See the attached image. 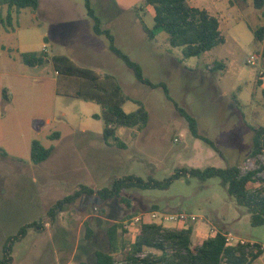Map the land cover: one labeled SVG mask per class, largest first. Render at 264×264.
<instances>
[{"label": "rangeland", "instance_id": "rangeland-1", "mask_svg": "<svg viewBox=\"0 0 264 264\" xmlns=\"http://www.w3.org/2000/svg\"><path fill=\"white\" fill-rule=\"evenodd\" d=\"M143 1L91 3L117 48L141 66L145 78L164 83L172 100L162 87L140 83L110 51L107 37L94 32L86 0H39L36 12L24 9L13 14L10 24L7 9L0 7V259L9 238L22 227L42 221L45 227L40 232L32 229L14 245L13 264L94 262L95 251L106 247L110 226L123 225L127 216L137 217L154 207L160 213L192 214L196 227L206 224L264 246V227L251 225L246 209L229 197L219 178L205 182L181 178L166 190H126L122 196L130 205L82 196L55 224L47 218L56 202L81 186L98 191L127 176L165 181L183 168L239 166L246 173L264 164V153L250 156L253 134L247 126H264L263 44L255 41L253 33L264 24L263 11L255 8L254 0H188L219 19L225 43L200 57L184 59L181 48L169 46L166 34L148 40L136 13ZM153 15L151 8L141 11L149 27ZM44 51L48 55L44 65L24 64V54ZM56 55L101 76H113L122 95L132 99L126 101L125 112H135V101H140L149 113L147 127L120 128L124 147L106 144L104 121L94 117L101 115V106L56 94L57 73L50 62ZM218 63L224 68H218ZM233 93L243 104L240 110ZM178 107L197 120L199 133L213 141L219 152L192 135ZM35 141L54 148L50 158L38 165L31 159ZM259 178L264 179V172ZM88 228L95 232L92 240L87 239ZM125 238L133 240L128 233ZM116 259L120 261L122 253ZM262 263L258 259L254 264Z\"/></svg>", "mask_w": 264, "mask_h": 264}, {"label": "trees", "instance_id": "trees-1", "mask_svg": "<svg viewBox=\"0 0 264 264\" xmlns=\"http://www.w3.org/2000/svg\"><path fill=\"white\" fill-rule=\"evenodd\" d=\"M39 0H0V7L7 9V24L12 22L13 14H20L24 9L36 12L39 8ZM257 10L263 11L264 0H254ZM85 7L88 15L94 21V32L104 35L109 40L110 51L122 60L134 73L136 79L152 89L162 87L169 100H172L167 86L164 83L154 84L143 75L141 66L132 61L115 44V38L110 30L101 27V20L92 8L91 0H86ZM143 8H151L154 12L153 25L149 27L141 16ZM137 17L142 30L149 41H155L157 36L166 34L167 43L171 48H181L184 59L200 57L225 43V37L220 29L218 18L210 15L205 9L190 6L187 0H144L141 7L136 9ZM2 22H4L2 20ZM255 41L263 44L262 59L264 60V24L253 31ZM47 52L28 53L22 56L25 65L30 67L42 66L48 62ZM56 73V94L69 98L82 99L87 102H95L102 108V113L95 118H102L105 124L103 139L106 144L116 143L118 147H124L118 136L120 128L143 130L149 123V113L140 101L138 109L132 113H126L124 105L130 97L122 95L121 86L111 75L101 76L89 68H84L64 55L53 56L50 60ZM218 68H224L223 63L217 64ZM240 89L238 90V92ZM264 97V89L262 91ZM236 107L240 110L242 102L236 93L232 95ZM178 112L188 123L192 135L208 143L219 152L215 143L199 133L197 120L186 110L178 107ZM252 131V149L250 156L257 158L264 153V126L247 124ZM55 138L60 135L55 133ZM54 148H46L38 141L33 142L31 159L36 165L48 160ZM264 172V164L258 169L242 173L239 166L220 169L208 167L205 169L177 170L165 181L154 179L144 180L136 176H127L115 180L111 187L104 190H94L87 186H81L72 195L56 202L47 212L50 224H55L58 216L69 206L74 205L82 196L97 197L104 201L120 200L130 205L128 199L122 196L126 190H166L171 184L181 178H196L201 182L219 178L230 198L234 199L237 206L246 209L250 215L253 227H264V179L259 175ZM259 184L255 188L251 185ZM157 211V207H154ZM131 215L126 219H131ZM195 223H190L187 229L165 228L157 224H142L139 232L132 242L125 238L127 232L120 223L110 226L105 234L106 247L95 251L94 262L80 264H254L262 255L261 245L250 243L228 246L226 234L218 231L215 236L209 237L202 244L195 243ZM45 227L42 221L34 222L22 227L18 234L9 238L3 248V256L0 264H13V248L17 242L24 239L30 230L40 232ZM95 232L87 229V239L92 240ZM122 253V259L118 261L116 255Z\"/></svg>", "mask_w": 264, "mask_h": 264}, {"label": "built area", "instance_id": "built-area-1", "mask_svg": "<svg viewBox=\"0 0 264 264\" xmlns=\"http://www.w3.org/2000/svg\"><path fill=\"white\" fill-rule=\"evenodd\" d=\"M249 64L255 65V62L249 61ZM197 221V218L192 214L180 212L176 214L172 213H160L158 211H151L144 214H141L137 217H133L128 219L123 224V229L133 236L132 242L135 241V238L139 232L140 226L142 224H157L163 226L165 228H177L182 227L187 229L190 223H194ZM217 232L213 233L212 236H215ZM227 245L235 246L237 244H246L245 241L239 240V238H235L231 233L226 234ZM251 245H255V243H250ZM261 250L264 253V249L261 246Z\"/></svg>", "mask_w": 264, "mask_h": 264}, {"label": "crops", "instance_id": "crops-1", "mask_svg": "<svg viewBox=\"0 0 264 264\" xmlns=\"http://www.w3.org/2000/svg\"><path fill=\"white\" fill-rule=\"evenodd\" d=\"M188 1V0H187ZM193 1H198V0H193ZM199 1H202V0H199ZM188 3H189V5L190 6H193V5H191L190 4V1H188ZM193 7H197V6H193ZM197 8H199V7H197ZM201 9V8H200ZM263 48V47H262ZM253 66V65H252ZM255 66V65H254ZM261 74H263L262 72H261ZM260 84H261V87H262V91H263V89H264V82H261L260 81ZM85 102H87V101H85ZM88 103H95V102H88ZM97 104V103H96ZM98 105V104H97ZM95 116H98V115H95ZM94 116V117H95ZM100 116V115H99ZM178 228V227H177ZM215 232H218V229L217 228H215V227H210L209 225H206V224H203V225H198L197 227H196V231H195V238H194V240H195V243L196 242H198L199 243V241H200V238H203V241H205L206 239H208L209 237H212V235H213V233H215ZM228 234V233H227ZM202 241V242H203ZM197 244V243H196ZM200 244H202V243H199L198 245H200ZM262 247H263V249H264V246L262 245V244H260ZM259 260H260V262H262V260H264V253H263V255L259 258ZM263 264V263H262Z\"/></svg>", "mask_w": 264, "mask_h": 264}]
</instances>
